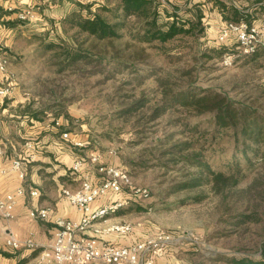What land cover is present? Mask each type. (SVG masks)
Returning a JSON list of instances; mask_svg holds the SVG:
<instances>
[{"label":"rangeland","instance_id":"obj_1","mask_svg":"<svg viewBox=\"0 0 264 264\" xmlns=\"http://www.w3.org/2000/svg\"><path fill=\"white\" fill-rule=\"evenodd\" d=\"M157 1L160 21L172 20L174 14L192 17L197 9H205L208 16L204 18V32L198 37L183 36L166 44L133 40L127 30H123L121 38L99 40L55 22L28 26L19 32L9 55L13 92L28 96L27 104L19 111L31 106L39 115L35 119L50 123L51 128L61 133L68 131L80 136L85 146L79 147V154L99 151L103 160H112L127 169L136 185L151 189L148 198L136 200L133 206L128 204L114 219L136 224L133 233L136 239L158 231L180 237L157 264H228L229 256L260 258L264 249V164L247 172L239 184L220 191L213 188V183L176 191V185L188 174L183 162H173L170 153L164 154L183 137L179 132L183 129L181 124L171 123L175 113L150 120L154 107L161 101L160 94L132 114L125 116L120 111L130 103V95L135 91L158 88L157 76L176 80L177 90L211 89L249 100L255 87L264 84V57L254 60L255 54L239 55L231 66H225L224 53L220 55L212 50L222 24L215 16L211 0ZM254 12V18L264 13ZM135 23L133 19L131 27ZM48 42L85 50L95 60L64 68V57L54 56L62 48L50 51L45 48ZM134 68L141 69L142 75L148 74L143 70L157 74L145 76V85L139 89L135 85ZM186 71L189 73L183 75ZM12 112L9 108L7 113ZM56 119L60 124H55ZM189 120L192 124L200 122L202 128L211 127L206 115ZM222 145L223 150L207 152L209 162L219 155L230 157L234 145L227 139ZM195 147L200 150V144ZM110 150L116 153L110 154ZM223 160H217L214 166L227 169ZM141 161L146 164H140ZM79 185L80 181L71 180L68 187L76 189ZM192 194L204 197L177 202ZM241 213H255L259 220L236 225Z\"/></svg>","mask_w":264,"mask_h":264},{"label":"trees","instance_id":"obj_2","mask_svg":"<svg viewBox=\"0 0 264 264\" xmlns=\"http://www.w3.org/2000/svg\"><path fill=\"white\" fill-rule=\"evenodd\" d=\"M216 4L225 22L251 23L254 19L253 11L239 9L223 0H216ZM74 5L75 8L62 18V25L77 28L78 31L99 40L121 38L123 30H127L133 40L145 43L159 41L166 44L183 36L198 37L205 30L203 22L208 15L205 9L200 8L192 17L174 14L172 20L160 21V6L157 0H74ZM3 12L4 9L0 8V15ZM133 19L136 20L135 27H131L130 24ZM207 22L210 24V20ZM5 23L14 26L17 21ZM216 39L212 50L220 55L236 45L221 43L218 38ZM63 44L48 42L45 48L50 51H56L59 46L62 48V52L54 53V56L64 57V68L66 65L75 66L79 62L88 64L95 60V57L85 50ZM205 56H208V53H205ZM209 56L212 58V55ZM261 57H264V50L255 53L253 59L258 60ZM134 70L137 80L135 85L139 89L145 85V76L151 77L157 74V71L143 70L148 74L142 75L141 69L134 68ZM188 73L189 71H186L183 75ZM156 82L158 88L154 87L152 91H135L131 94L130 103L120 113L125 116L132 114L148 106L159 94L161 101L154 107L150 120L154 121L170 112L175 113L171 123L181 124L183 129L179 132L184 138H180L177 143L166 149L164 154L170 153V160L173 162H183L188 174L184 181L176 185V191L209 183H213V188L220 191L225 187L239 184L241 177L247 172L255 171L264 164V84L255 87V93L249 95V100H240L211 89L177 90L174 88L177 81L167 76H157ZM29 108L27 111H33L31 106ZM33 114L39 116L36 111H33ZM199 115H206L210 119L211 127L202 128L200 122L195 124L190 122L189 118ZM225 139L234 145L231 152L229 151L230 157L219 155L214 161L209 162L207 152L213 149L223 150L222 142ZM196 144H200L199 151L195 147ZM217 160H223L227 169H217L214 166ZM140 164L146 163L141 161ZM203 197L202 194H192L177 202L200 200ZM135 201L131 199L130 206H133ZM125 208H120L116 213H122ZM241 214L235 221L236 225L244 224L249 220H259L255 213ZM226 261L228 264H264V249L260 258L229 256Z\"/></svg>","mask_w":264,"mask_h":264},{"label":"crops","instance_id":"obj_3","mask_svg":"<svg viewBox=\"0 0 264 264\" xmlns=\"http://www.w3.org/2000/svg\"><path fill=\"white\" fill-rule=\"evenodd\" d=\"M211 1L220 24L225 23L216 0ZM223 1L239 9L253 12L264 11V0ZM0 8L5 11L0 15V46L11 55V47L15 46V38L19 32H24L28 26L37 27L54 22L61 24L62 18L73 10L75 5L74 0H0ZM30 9H32V16L22 18L21 14H27L26 12ZM263 16L264 13L262 17L254 18L252 22L261 21ZM7 21H17V24L9 26L5 23ZM9 71L12 72L11 65ZM26 98L28 99V96L19 95L16 91L8 95H0V194L17 193L19 188L25 191L23 195L18 196L14 216L0 220V264H58L42 257L43 249L53 242L56 228L54 219L57 216L80 218L79 211L64 197L62 189L68 186L71 180L81 181L85 173L90 174L95 182L99 180L100 175L96 166L90 163H85L79 173L72 171L77 156L86 155L77 152L81 148L73 145L72 139L83 141L82 138L70 132L72 139H64L62 133L66 131L61 133L51 128L50 123L35 119L38 117L34 116V110L19 111L27 104ZM28 103L30 104V101ZM9 108L13 110L12 113H7ZM20 138L26 141L32 140L35 143L37 149L34 151L36 154L34 160L27 157L28 151L24 147L26 141ZM16 159L22 160L21 170L12 167ZM103 162L118 165L112 160H103ZM32 188L37 189L39 195L32 196L30 193ZM119 197L118 194L110 195L97 201L96 205ZM36 207H50V218L48 220L33 218L30 210ZM117 214L114 213L108 221L95 224L88 229L87 234L98 235L118 243L133 239V235L119 237L116 234L104 235L99 232L102 228L117 222L114 219ZM11 237L20 241L22 246L14 248L9 245L8 240ZM28 240H32L35 246L29 247L26 244Z\"/></svg>","mask_w":264,"mask_h":264},{"label":"built area","instance_id":"obj_4","mask_svg":"<svg viewBox=\"0 0 264 264\" xmlns=\"http://www.w3.org/2000/svg\"><path fill=\"white\" fill-rule=\"evenodd\" d=\"M199 1L207 2L208 0ZM26 13H22L21 17L32 16V9ZM217 38L221 43L236 44L231 50L226 51L222 58L225 66H231L239 55H253L264 50V16L259 22H225ZM10 62L9 54L0 46V95L13 92V78L9 71ZM55 124H60V120L56 119ZM62 137L72 139L68 131L62 133ZM72 144L76 147L85 146L83 141L74 139H72ZM24 147L28 151L27 157L34 160L36 158L34 151L37 149L35 143L27 140ZM109 153L115 154L116 151L110 150ZM85 163L96 166L100 178L95 182L90 174L85 173L78 188L63 187L64 197L77 208L80 218L55 217L56 228L53 242L43 249V259L58 264H156L157 260L166 254L168 248L176 240H180V237L158 231L154 235L137 239L134 237L129 242L118 243L98 235L87 234L88 229L99 222L108 221L120 208L127 206L131 199L148 198L151 195V189L136 185L130 172L123 166L103 162V154L99 151L77 156L72 171L79 173ZM12 167L21 170L22 160H14ZM24 192L23 188H19L17 193L0 194V220L14 216L18 196L23 195ZM30 193L32 196L39 195V191L35 188H32ZM113 194H118L120 197L96 205L100 199ZM30 215L35 219L48 220L51 208H32ZM135 230L136 224L131 222H113L99 232L104 235L131 236ZM8 244L14 248L22 246V243L13 237L8 240ZM26 244L29 247L35 246L32 240H28Z\"/></svg>","mask_w":264,"mask_h":264}]
</instances>
